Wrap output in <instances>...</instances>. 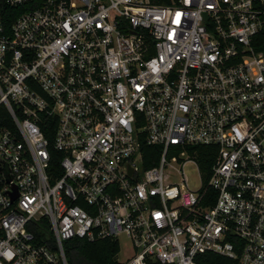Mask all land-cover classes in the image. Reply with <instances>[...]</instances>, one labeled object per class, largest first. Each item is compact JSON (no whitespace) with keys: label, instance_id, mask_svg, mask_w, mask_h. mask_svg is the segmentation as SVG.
Here are the masks:
<instances>
[{"label":"built area","instance_id":"1","mask_svg":"<svg viewBox=\"0 0 264 264\" xmlns=\"http://www.w3.org/2000/svg\"><path fill=\"white\" fill-rule=\"evenodd\" d=\"M263 37L264 0H0V264H264Z\"/></svg>","mask_w":264,"mask_h":264},{"label":"trees","instance_id":"2","mask_svg":"<svg viewBox=\"0 0 264 264\" xmlns=\"http://www.w3.org/2000/svg\"><path fill=\"white\" fill-rule=\"evenodd\" d=\"M264 40V37H263ZM46 135L52 139V132L46 129ZM145 161V152L153 150L151 147H145L142 149ZM201 152L209 151V147H201ZM198 155V161L201 168L206 171L210 169L212 163V157L210 154L201 153ZM147 156V154H146ZM52 161L53 166H58V158ZM154 164V161L144 162L145 166ZM60 173V167L57 174ZM38 238L42 240H52V236L48 229L40 228L36 232ZM120 251L119 242L115 239L105 238L96 241H89L87 239L73 238L65 244V256L68 264H120L118 261V253ZM204 261L202 264H234V260L215 254L206 253L203 255Z\"/></svg>","mask_w":264,"mask_h":264},{"label":"rangeland","instance_id":"3","mask_svg":"<svg viewBox=\"0 0 264 264\" xmlns=\"http://www.w3.org/2000/svg\"><path fill=\"white\" fill-rule=\"evenodd\" d=\"M184 171L188 177L189 186L192 189H196L199 186V175L194 166L187 165L184 167ZM179 179V178H177ZM132 255V248L125 238H121L120 252L118 253V259L124 261Z\"/></svg>","mask_w":264,"mask_h":264}]
</instances>
